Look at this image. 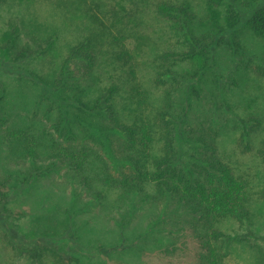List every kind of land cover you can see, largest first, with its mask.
I'll use <instances>...</instances> for the list:
<instances>
[{
    "label": "trees",
    "instance_id": "16d2710c",
    "mask_svg": "<svg viewBox=\"0 0 264 264\" xmlns=\"http://www.w3.org/2000/svg\"><path fill=\"white\" fill-rule=\"evenodd\" d=\"M83 1L84 35L77 39H61L65 25L46 27L33 12L11 16L0 31V56L21 73H3L0 84V208L34 177L60 172L65 190H72L70 210L82 206L77 199L86 194L111 219L117 212L114 222L125 228L144 209L137 238L152 248L176 252L179 242L192 239L194 264H228L233 240L223 224L264 221V114L246 119L250 127H237L234 137L242 154L254 152L256 177L221 146L243 74L264 80V0H128L166 25L146 77L141 48L155 38L129 29L109 0ZM92 3L106 20L89 13ZM250 37L262 48H251ZM229 62L237 77L228 81L223 64ZM181 226L189 233L181 236ZM0 228H6L1 219ZM239 232L234 238L264 264L251 231ZM132 250L136 258L145 252ZM44 254L55 264H81L53 250L38 254L39 264L46 263Z\"/></svg>",
    "mask_w": 264,
    "mask_h": 264
},
{
    "label": "rangeland",
    "instance_id": "374dc122",
    "mask_svg": "<svg viewBox=\"0 0 264 264\" xmlns=\"http://www.w3.org/2000/svg\"><path fill=\"white\" fill-rule=\"evenodd\" d=\"M57 1L62 5L65 2L67 6L64 5L65 8L63 6L58 8ZM109 1L112 5L118 7L124 16V21L130 25L129 29H134V33L138 35L150 34L156 40L150 42V46H142L141 48L144 51V56L141 57L142 59L140 58L143 64L141 69L143 70L142 74L146 77L147 69L150 68L151 70L150 64L157 52L156 43L157 45L161 43L159 40L166 30L165 22L159 20L154 12L147 7L141 8V13H139L138 8L128 0ZM74 2L75 4L69 5L68 0H14L8 5L2 4L0 5V31L6 27L5 22L11 16H27L29 12H33V17H36L38 22L46 27L65 25L67 28L61 33L58 30L57 33L61 39H77V37L84 35V31L79 27L81 26L80 20L84 19V13L79 12L81 9L80 0H74ZM83 7L85 10V5ZM95 12L106 20L107 16H104L101 10L98 11L92 3L89 13ZM134 17L135 21L133 22ZM88 24H91V22H88ZM92 24L91 28L94 29L96 26L94 23ZM104 24L110 26L109 23ZM249 39L251 40V48L255 50L256 46L262 48L254 37ZM140 41L137 44L139 47ZM174 41L175 39H172V43ZM168 43L170 46V41ZM224 57H221L222 62L226 63L228 59ZM223 65L225 80H230L233 76L237 77L234 63L229 62ZM14 70H16L15 65L8 64L7 59L0 56V84L4 80L3 73L11 75L12 78L16 77V73L21 75L20 72H14ZM233 100L235 107H233L231 113L226 115L227 120L224 122L228 121L229 124H225L226 134L221 137V146L223 150L230 154L232 161L236 162V166L255 176L258 174L256 169L258 162L254 152L242 154L234 137L235 134H239L237 127L240 129L242 126L246 129L250 127L249 124L245 123L246 119H249L252 115H258L257 113L260 116L264 114V80L251 72H245L240 86L235 89ZM4 127H8L7 123L4 124ZM236 130L237 132H235ZM261 138L259 133L255 138V146ZM65 186V180L59 172L53 176L34 177L31 184L12 192V197L6 206L7 210H5L6 207L4 209L0 208V211L4 213V217L0 216V219L6 224L5 229L0 228V264H39L37 256L46 250H53L64 258L80 259L81 264L195 263L197 249L192 239L179 242L178 251L172 252L169 247L166 249L165 245L161 248H152L153 245L148 240L137 238L142 229L145 228L143 215L147 212L144 209L133 220V224L125 228H119L114 222L115 219H119L118 213L115 212L113 216L115 215L116 218L111 219L106 214L107 211L104 210L103 206L87 197L86 194L77 199L82 203V206H79L81 208L70 210L72 209V201L69 202V197L72 195V190L70 188L65 190ZM112 197L113 195L108 193L105 202L109 203ZM184 222L189 226L188 217H185ZM223 225V231L232 235L233 240L228 247L227 263L257 264L258 260L255 252L244 249L247 245L242 241H237L234 238V232L238 230L239 233H246V231L250 233L251 231L249 237L255 241L258 247L264 250V221L260 223L256 217L250 225H246L244 228H240L236 222L231 220ZM186 227L181 226V236L189 233ZM137 230L138 233L134 238ZM177 236V233H175L174 238L176 237V241L180 239V237L177 239ZM132 247L145 249L143 255L138 256L140 259L134 256ZM256 247L254 250H256ZM44 257L45 264H55L54 257L51 254Z\"/></svg>",
    "mask_w": 264,
    "mask_h": 264
}]
</instances>
